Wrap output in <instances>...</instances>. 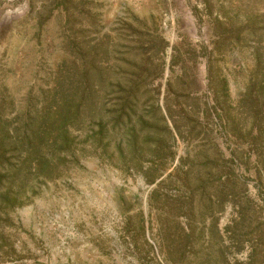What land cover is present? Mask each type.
I'll use <instances>...</instances> for the list:
<instances>
[{
    "label": "rangeland",
    "instance_id": "obj_1",
    "mask_svg": "<svg viewBox=\"0 0 264 264\" xmlns=\"http://www.w3.org/2000/svg\"><path fill=\"white\" fill-rule=\"evenodd\" d=\"M0 264H264V0H0Z\"/></svg>",
    "mask_w": 264,
    "mask_h": 264
}]
</instances>
